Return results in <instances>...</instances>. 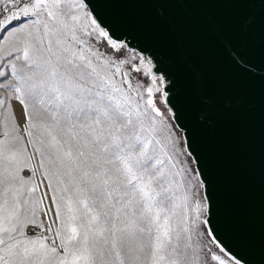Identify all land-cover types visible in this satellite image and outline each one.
<instances>
[{"label":"snow or ice","instance_id":"1","mask_svg":"<svg viewBox=\"0 0 264 264\" xmlns=\"http://www.w3.org/2000/svg\"><path fill=\"white\" fill-rule=\"evenodd\" d=\"M187 2L0 0V264H253L169 57L125 12Z\"/></svg>","mask_w":264,"mask_h":264},{"label":"water","instance_id":"2","mask_svg":"<svg viewBox=\"0 0 264 264\" xmlns=\"http://www.w3.org/2000/svg\"><path fill=\"white\" fill-rule=\"evenodd\" d=\"M167 54L184 94V117L212 179L221 217L247 241L253 264L264 259V4L259 0H188L160 20L148 8L125 9ZM231 38L255 66L234 65ZM202 98L212 101L203 104ZM204 115L205 119L201 120Z\"/></svg>","mask_w":264,"mask_h":264}]
</instances>
